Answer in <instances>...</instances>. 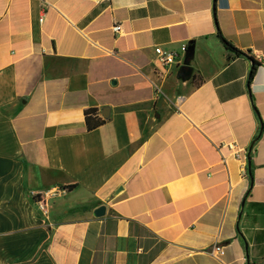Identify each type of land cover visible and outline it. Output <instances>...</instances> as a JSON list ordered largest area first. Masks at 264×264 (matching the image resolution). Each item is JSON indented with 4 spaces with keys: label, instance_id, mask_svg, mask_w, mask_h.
<instances>
[{
    "label": "crops",
    "instance_id": "1",
    "mask_svg": "<svg viewBox=\"0 0 264 264\" xmlns=\"http://www.w3.org/2000/svg\"><path fill=\"white\" fill-rule=\"evenodd\" d=\"M0 264H264V0H0Z\"/></svg>",
    "mask_w": 264,
    "mask_h": 264
},
{
    "label": "built area",
    "instance_id": "2",
    "mask_svg": "<svg viewBox=\"0 0 264 264\" xmlns=\"http://www.w3.org/2000/svg\"><path fill=\"white\" fill-rule=\"evenodd\" d=\"M42 20L43 18H41V21ZM121 30H122L121 24H116L113 26L114 32H121ZM184 47H186V45ZM155 54H156V61L164 67H171L173 65L179 64L181 61V54L179 52L173 51L170 49H165L162 46H157L155 48ZM224 148H226L229 151V154L235 159L242 160V161L246 159V153L248 149L239 147L235 141L228 142V143H221V144L216 145V149L220 152L222 156V162L224 164H226V161H227V156L223 153ZM243 173L244 174L246 173L245 167L243 169ZM59 192L60 191L53 190L49 193V195H54ZM42 208H45L44 204H42ZM208 253L212 257L218 260H221L225 251L222 245H219L218 243H216L210 248V250H208Z\"/></svg>",
    "mask_w": 264,
    "mask_h": 264
},
{
    "label": "trees",
    "instance_id": "3",
    "mask_svg": "<svg viewBox=\"0 0 264 264\" xmlns=\"http://www.w3.org/2000/svg\"><path fill=\"white\" fill-rule=\"evenodd\" d=\"M222 40H223L224 44L227 46V48H229V49H231V50H235L237 54H241V51L237 50V49H236L231 43H229L227 40H225L224 38H222ZM256 66H257V63L254 62V66H253L252 71H251L252 73H251V75H250V79L253 77V73H254V71H255ZM95 111H96V109H91V110H87V111H86V120H87V122H88V126H89L90 129L95 128L96 126L102 124V122H103L102 120H100V121L96 122V124H91V122H90V114L93 113V112H95ZM73 187H74V186H67V187H65V189H66L67 191H69V190H71Z\"/></svg>",
    "mask_w": 264,
    "mask_h": 264
},
{
    "label": "water",
    "instance_id": "4",
    "mask_svg": "<svg viewBox=\"0 0 264 264\" xmlns=\"http://www.w3.org/2000/svg\"><path fill=\"white\" fill-rule=\"evenodd\" d=\"M105 210H106V207L101 206L95 210L94 215L97 217L103 216L105 214Z\"/></svg>",
    "mask_w": 264,
    "mask_h": 264
}]
</instances>
